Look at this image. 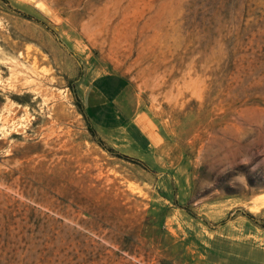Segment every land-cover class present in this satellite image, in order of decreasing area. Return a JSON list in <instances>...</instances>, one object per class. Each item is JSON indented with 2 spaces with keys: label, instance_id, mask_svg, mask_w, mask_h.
<instances>
[{
  "label": "rangeland",
  "instance_id": "374dc122",
  "mask_svg": "<svg viewBox=\"0 0 264 264\" xmlns=\"http://www.w3.org/2000/svg\"><path fill=\"white\" fill-rule=\"evenodd\" d=\"M261 196L264 0H0V264H264Z\"/></svg>",
  "mask_w": 264,
  "mask_h": 264
},
{
  "label": "crops",
  "instance_id": "0c3cea01",
  "mask_svg": "<svg viewBox=\"0 0 264 264\" xmlns=\"http://www.w3.org/2000/svg\"><path fill=\"white\" fill-rule=\"evenodd\" d=\"M83 81L80 99L86 114L95 124L119 125L138 115L139 97L123 74L101 72L90 74Z\"/></svg>",
  "mask_w": 264,
  "mask_h": 264
},
{
  "label": "bare ground",
  "instance_id": "6f19581e",
  "mask_svg": "<svg viewBox=\"0 0 264 264\" xmlns=\"http://www.w3.org/2000/svg\"><path fill=\"white\" fill-rule=\"evenodd\" d=\"M264 206V196L259 197L257 199V203L253 206V209L258 210L260 207Z\"/></svg>",
  "mask_w": 264,
  "mask_h": 264
},
{
  "label": "trees",
  "instance_id": "16d2710c",
  "mask_svg": "<svg viewBox=\"0 0 264 264\" xmlns=\"http://www.w3.org/2000/svg\"><path fill=\"white\" fill-rule=\"evenodd\" d=\"M79 106H80V104L79 103H77ZM89 128V130H90V132L92 133V134H94V130L92 129V127H88Z\"/></svg>",
  "mask_w": 264,
  "mask_h": 264
}]
</instances>
